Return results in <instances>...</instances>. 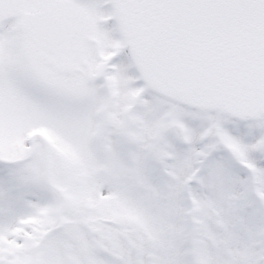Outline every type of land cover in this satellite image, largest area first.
I'll return each instance as SVG.
<instances>
[{
	"label": "snow or ice",
	"instance_id": "snow-or-ice-1",
	"mask_svg": "<svg viewBox=\"0 0 264 264\" xmlns=\"http://www.w3.org/2000/svg\"><path fill=\"white\" fill-rule=\"evenodd\" d=\"M0 264H264V0H0Z\"/></svg>",
	"mask_w": 264,
	"mask_h": 264
}]
</instances>
